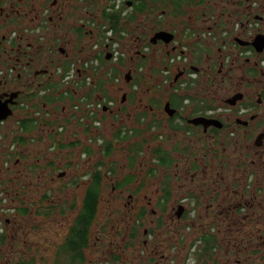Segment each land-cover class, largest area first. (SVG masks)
Instances as JSON below:
<instances>
[{"label": "flooded vegetation", "instance_id": "1", "mask_svg": "<svg viewBox=\"0 0 264 264\" xmlns=\"http://www.w3.org/2000/svg\"><path fill=\"white\" fill-rule=\"evenodd\" d=\"M7 110L0 264H264V0H0Z\"/></svg>", "mask_w": 264, "mask_h": 264}, {"label": "rangeland", "instance_id": "2", "mask_svg": "<svg viewBox=\"0 0 264 264\" xmlns=\"http://www.w3.org/2000/svg\"><path fill=\"white\" fill-rule=\"evenodd\" d=\"M120 1H123V0H120ZM106 90H107L108 95H109L108 97L111 98L114 101V104H115L116 103V100H117V94L115 93V91L113 89H111L109 87H107ZM75 169L76 170L81 169L80 168V164H76ZM76 184H79V177H76ZM189 259L190 260L188 261V263H190V261L192 260V257H189Z\"/></svg>", "mask_w": 264, "mask_h": 264}, {"label": "water", "instance_id": "3", "mask_svg": "<svg viewBox=\"0 0 264 264\" xmlns=\"http://www.w3.org/2000/svg\"><path fill=\"white\" fill-rule=\"evenodd\" d=\"M8 114H9V110H7L6 113L0 111V119L3 118V117H5V116H7Z\"/></svg>", "mask_w": 264, "mask_h": 264}]
</instances>
